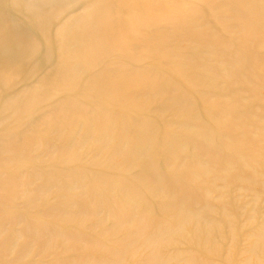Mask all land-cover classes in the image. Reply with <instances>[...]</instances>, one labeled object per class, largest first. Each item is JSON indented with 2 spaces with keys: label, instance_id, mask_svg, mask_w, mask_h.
Masks as SVG:
<instances>
[{
  "label": "bare ground",
  "instance_id": "bare-ground-1",
  "mask_svg": "<svg viewBox=\"0 0 264 264\" xmlns=\"http://www.w3.org/2000/svg\"><path fill=\"white\" fill-rule=\"evenodd\" d=\"M169 1L175 0H0V37L9 35L3 27L5 19L17 27L21 19L27 22L25 28L10 35L11 47L21 49V54L27 56L20 57L22 64L16 65L15 71L29 76L36 67L47 65L51 70L49 88L33 90L22 101L8 102L6 116L0 119V138L10 132L9 122L19 124L42 102L54 105L51 91L60 86L66 88V95L55 105L66 112L82 106L98 109L99 96L110 102L109 106L98 102V122L90 124L80 119L74 131H62L55 140L52 131L58 123L50 121L52 135L20 142L26 152L23 155L14 157L12 148L0 145V178L17 160L32 157L38 161L33 155L37 151L63 154L72 149L80 154L77 147L91 138L99 156V160L91 159L86 168L77 163L76 154L69 156L67 162L74 164L70 172L54 168L10 175V183L4 187L6 212L0 219V235L7 227L13 231L14 240L6 247L0 245V258H5L0 264H230L233 258L241 264H261L260 258L250 262L248 256L242 259L241 253L231 255L229 248L218 241L224 237L223 229L233 230L239 222L226 221L237 214L238 206L227 207L221 195L211 199L214 186L209 177L214 167L209 162L218 164L221 156L227 159L220 148L229 141L219 137L215 127L210 130L196 124L192 112L195 100L205 102L199 75H195L201 69V50L215 56L226 68L247 58L250 65L263 64L253 71L262 81L259 87L264 88V0H230L232 17L226 21L237 18L239 24L218 31L217 39L183 33L186 28L180 26L196 24L197 11L203 10L197 0H182L183 6L192 9L186 16L143 24L149 21L155 7L163 8L162 3ZM202 1L205 6L209 1V6L216 9L223 6V0ZM157 22L171 27L176 39L190 41L186 48L190 53L178 54L173 47L160 45L158 40L163 37L134 35L150 31ZM155 55L175 60L178 75L169 78L163 68L152 66L159 77H164L138 83L139 59L147 63ZM104 58L118 67V81L111 82L105 76ZM127 69L131 70L125 73ZM222 78H230L229 73H212L208 79ZM247 88L256 90L258 85L248 82ZM157 97L165 98L169 109L175 108L188 118L187 128L196 139V149L206 158L192 159L195 171L185 178L196 189L192 194L182 191L180 179L167 182L160 173V168H166L153 151L159 140V122L143 116L120 121L114 118V106L122 101L152 104ZM72 120L67 118L68 122ZM251 135L245 130L242 137ZM168 139L175 145L168 146L163 140L159 143L160 154L169 157L174 168L179 169L191 158L179 155L178 139ZM238 143L239 140L236 147ZM212 144H217L218 150ZM256 155L264 162V148L259 146ZM260 177L256 169L251 174L222 173L225 184L232 180L245 187L259 185L261 190L253 196L256 200L264 196V180L260 182ZM143 187L148 189L142 197ZM147 196L150 203L145 202ZM216 208L220 210L219 217L209 216ZM254 238L248 251L250 257L264 250V231ZM34 253H47L54 261L35 263L31 260Z\"/></svg>",
  "mask_w": 264,
  "mask_h": 264
},
{
  "label": "rangeland",
  "instance_id": "rangeland-1",
  "mask_svg": "<svg viewBox=\"0 0 264 264\" xmlns=\"http://www.w3.org/2000/svg\"><path fill=\"white\" fill-rule=\"evenodd\" d=\"M182 2V0H175L162 3L164 7H155L152 15L148 18L149 21L143 24L149 25L154 20L158 21L167 17H180L190 14L192 9H190L189 5L183 6ZM173 4L178 5L173 7ZM197 4L203 10L197 11L199 13L196 14V24H183L180 26L186 28L183 31L185 34H192L194 36L205 34L217 39L218 31L235 27L239 24L237 18L235 21H226V19L232 17L230 0H223V6L221 5L217 9L210 7L209 1L206 3V6L202 0H197ZM19 26L25 28L27 22L21 19ZM3 27L6 28L5 32H8L9 35H2L0 37L1 120L6 116L9 101H22L33 90L49 88L48 80L51 73L47 65L36 67L34 72L29 76L20 73V71L16 72L15 69L17 68L15 66L22 64L20 57L23 55L20 52L21 49L17 50L11 47L10 35L19 31L20 27L10 24L7 19H5ZM155 30H157V33H153ZM134 35L149 37L156 35L163 37L158 40L160 45L173 47L175 53L178 54L190 53L186 51V48L190 46V41L176 39V33L171 27L161 26V23L158 22L150 31L148 29L141 34L135 32ZM124 41L128 42L131 40L124 38ZM138 41L139 39L135 42ZM199 57L201 69L195 75H199L198 81L201 83L199 89L202 91V99L205 102L200 103L195 100L193 103L192 116L194 122L202 125L203 128L209 127L210 130L212 127H215L214 131L220 133L219 137L222 136L225 142L229 141L226 145L222 144L223 147L220 148L226 152L227 159L223 160L221 156L218 164L216 161L213 163L209 162L210 166L214 167L213 173L209 177L210 181H213L214 186L211 190V199L221 195L227 203V207L233 204L239 207L236 215H231L226 219L230 223L236 220L239 221L237 223L238 227L227 232L223 229L222 233L224 237L218 241L222 243L225 249L229 248L231 255L241 253L243 254L242 259L248 256L250 262H254L260 258L261 264H264V250L259 254L255 251L258 254L257 256H255V253L253 257H250L248 254L251 245L256 240L254 237L264 231V196L259 200L253 198L254 194L258 193L261 188L255 184V186L250 185V187H245L243 183H236L232 180L229 181L230 184H225L222 178V173H228L230 176L238 175L239 173L251 174L256 169V171L262 174L260 182L264 180V162L257 158L256 155L259 146L264 148V141L262 140L264 138V88L259 87L262 81L253 71L255 68L262 67L263 64L250 65L247 58L243 61L238 59L237 66L226 68L222 66L221 62L216 61L215 56L211 57L204 50H201ZM30 58L35 59L36 57L32 56ZM108 59L104 58V74L108 79H111V82L118 81L120 78L116 77L118 67L107 63ZM139 61L141 65L139 64L136 68V71L139 72L136 78L138 83H147L150 80L158 79L159 75L152 66L163 68L169 78L173 75H178L175 71V60H167L155 55L150 58V62L146 63L142 58ZM147 64L149 66H146ZM129 70L131 69H127L125 73ZM225 72L229 73L230 78H222L220 80L208 79L212 77V73L221 75ZM5 75L7 76L6 78H4ZM163 77L160 76L159 79ZM248 82L257 84L258 88L256 90L246 89ZM65 89L63 86L52 89L51 96L53 103L58 104L64 100V96L66 95ZM97 100L96 105L98 109L82 106L72 112H66L59 105L42 102L33 114L25 116L19 124L13 121L7 124L10 132L0 138V145L12 148V155L16 157L26 153L20 148V142L24 139L32 140L42 138L45 134H53L52 139L55 140L62 131H74L77 128L76 122L80 121V119L85 123L94 124L99 120V103L106 106L110 105L109 100L104 96L97 97ZM140 109L143 110V114ZM114 111L116 112L114 113L116 121H120L124 117L143 116L159 122V130L157 132V139L159 140L153 147V151L157 153L160 164L167 170L160 168L162 177L167 182L174 178L180 179L179 183L184 193L192 194V192L196 191L193 186H189L185 178L195 171L196 165L194 166L193 160L205 161L206 158L196 149V139L187 128L188 124L186 122H190L188 118L182 117L175 108L173 110L169 109V102L163 97H157L152 104H148L145 101H136L133 104H130L128 101H122L114 106ZM67 118H73V120L68 122ZM50 121L58 123V126L54 128L56 130L52 131V134L49 131L51 126ZM245 130L249 131L252 135L242 137ZM171 136L179 140L178 144L181 146L180 150L177 146V151L180 152L179 155L191 158V161H186L179 169H175L170 158L165 154H160L159 150V143H163V140H166V145L168 146L175 145L174 141L168 139ZM245 138H247L246 141ZM237 140H239L238 147L235 146ZM212 145L218 150L217 144ZM96 148L97 145L92 143L91 138V141L82 143L77 147L80 154H77L72 149L63 154H45L37 151L33 155L38 158V161L31 157V160H17L12 167L8 166L4 170V176L0 178V219L5 218L6 208L3 198L6 196V190L4 187L10 183L11 174L21 175L31 173L34 169L53 171L54 168H59L63 172H70L74 170V164L68 163L67 159L69 156L75 154L78 160L77 163L81 162L83 167L86 168L91 159L99 160ZM147 189L148 187H143L141 191L142 197L146 194ZM145 202L150 203L148 196L145 198ZM208 215L218 218L220 210L216 208L212 214ZM39 218L44 219V216H40ZM231 231L233 233L230 234ZM83 232L85 233V231ZM231 236L232 241H229ZM13 240V231L4 227V233L0 235V245L6 247ZM211 258L215 257L211 256ZM31 260L35 263L42 261L52 262L54 261V257L47 253L41 255L34 253L31 255ZM0 261L4 262L5 258H0ZM230 264H241V261L238 258H233L230 260Z\"/></svg>",
  "mask_w": 264,
  "mask_h": 264
}]
</instances>
